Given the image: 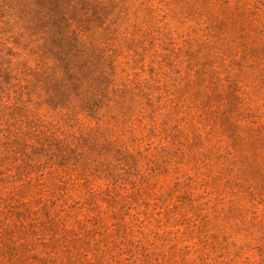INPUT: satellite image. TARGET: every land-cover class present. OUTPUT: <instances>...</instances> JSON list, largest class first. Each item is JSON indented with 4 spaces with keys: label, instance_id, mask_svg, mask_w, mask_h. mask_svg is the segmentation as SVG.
Segmentation results:
<instances>
[{
    "label": "rangeland",
    "instance_id": "1",
    "mask_svg": "<svg viewBox=\"0 0 264 264\" xmlns=\"http://www.w3.org/2000/svg\"><path fill=\"white\" fill-rule=\"evenodd\" d=\"M61 14L0 23V264H264V0Z\"/></svg>",
    "mask_w": 264,
    "mask_h": 264
},
{
    "label": "trees",
    "instance_id": "2",
    "mask_svg": "<svg viewBox=\"0 0 264 264\" xmlns=\"http://www.w3.org/2000/svg\"><path fill=\"white\" fill-rule=\"evenodd\" d=\"M67 0H0V23L8 25L9 19L22 25L30 38L49 35L54 41L61 40L57 25H64L61 9ZM6 21V22H4ZM1 33H5L2 29ZM72 80V79H69Z\"/></svg>",
    "mask_w": 264,
    "mask_h": 264
}]
</instances>
